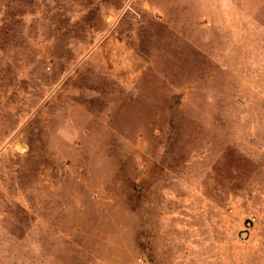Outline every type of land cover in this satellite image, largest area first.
<instances>
[{
  "label": "rangeland",
  "instance_id": "1",
  "mask_svg": "<svg viewBox=\"0 0 264 264\" xmlns=\"http://www.w3.org/2000/svg\"><path fill=\"white\" fill-rule=\"evenodd\" d=\"M0 264H264V0H0Z\"/></svg>",
  "mask_w": 264,
  "mask_h": 264
}]
</instances>
